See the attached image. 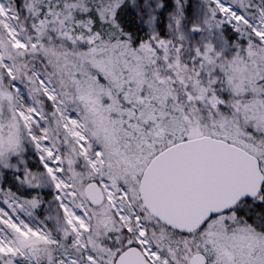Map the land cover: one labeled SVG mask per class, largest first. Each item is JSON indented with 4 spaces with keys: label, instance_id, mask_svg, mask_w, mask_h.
<instances>
[{
    "label": "snow or ice",
    "instance_id": "1",
    "mask_svg": "<svg viewBox=\"0 0 264 264\" xmlns=\"http://www.w3.org/2000/svg\"><path fill=\"white\" fill-rule=\"evenodd\" d=\"M0 264H264V0H0Z\"/></svg>",
    "mask_w": 264,
    "mask_h": 264
}]
</instances>
